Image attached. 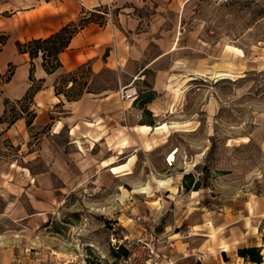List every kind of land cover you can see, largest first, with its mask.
<instances>
[{
  "label": "rangeland",
  "instance_id": "374dc122",
  "mask_svg": "<svg viewBox=\"0 0 264 264\" xmlns=\"http://www.w3.org/2000/svg\"><path fill=\"white\" fill-rule=\"evenodd\" d=\"M6 6L0 0V14ZM163 17L161 38L173 48L144 78L120 86L112 68L85 69L66 91L135 87L151 110L130 114L127 125H151L72 144L71 135L105 131L85 122L71 135L37 127L38 81L4 100L0 121L18 122L0 131V251L14 252L6 264H119L111 238L143 229L180 237L191 226L219 243L230 230L229 255L264 246V0H188ZM160 46L152 42L145 56Z\"/></svg>",
  "mask_w": 264,
  "mask_h": 264
},
{
  "label": "crops",
  "instance_id": "0c3cea01",
  "mask_svg": "<svg viewBox=\"0 0 264 264\" xmlns=\"http://www.w3.org/2000/svg\"><path fill=\"white\" fill-rule=\"evenodd\" d=\"M4 1L7 5L3 8L5 14H0V33L6 36L2 42L0 39V116L5 108L4 100L22 98L27 94L32 82L38 81L41 85L34 93L32 103L36 113L33 123L37 127L49 122L54 133L57 134L66 128L71 135L85 122L96 128L94 132L105 131V134L97 137L90 134H82L81 137L71 135L72 144H75V141L88 140L87 137L96 140L95 142L106 141L110 129L116 126L135 129L141 124L151 125L149 121L135 126L127 125L130 114L142 118L145 110H151L147 106L148 102L140 103L135 87L128 88L129 91L135 90V96L124 99L120 98L117 88H103L96 92L85 90L73 99L67 98L65 92L76 83L77 76L85 69L90 74L97 75L106 68H112L116 71V83L120 86L126 81L144 78V70L173 48L164 47L165 40L161 38L163 31L159 29L160 20L162 21L163 15L169 10H177L188 0ZM106 7H110L112 11L111 23L105 14L103 15L106 22L99 23V16L97 17L95 11H104ZM142 9L150 12L147 21L139 14ZM83 15L88 18V22L71 36L67 46L59 53L60 66L54 71L45 70L40 52L30 58L28 52L18 50L16 41L47 37ZM152 42L161 44L160 50L152 57L145 56ZM9 65H13V71L9 78L2 82L1 76ZM30 69L32 79L29 77ZM68 73L72 77L66 80L67 85H63L66 90H57L56 85L63 83L62 79ZM154 89L155 85L152 90ZM52 107H61L62 110L55 111ZM14 124L18 122L9 126L0 121V131L5 130L8 133L14 128ZM225 233L222 243H219V240L203 237L196 231L192 235L180 237H175L176 233L172 232L169 237L174 246L168 247V238H165L160 250L173 259L174 264H264V246H261L260 262L246 260L236 252L235 255H229L226 244L231 242V232L227 230ZM186 248H189L191 253L182 255ZM12 255L14 252L9 248L1 250L0 264H6Z\"/></svg>",
  "mask_w": 264,
  "mask_h": 264
},
{
  "label": "built area",
  "instance_id": "2783aa9c",
  "mask_svg": "<svg viewBox=\"0 0 264 264\" xmlns=\"http://www.w3.org/2000/svg\"><path fill=\"white\" fill-rule=\"evenodd\" d=\"M106 15L107 20L111 23L112 11L110 7L102 12ZM120 98H133L135 90L122 89L119 93ZM179 233V232H173ZM193 229L188 226L186 230L180 233V236L192 235ZM165 238H168L167 246H174V242L170 239L169 233L157 232L154 229H143L138 235L129 237L111 238L112 250L116 253H121L115 257L119 259V264H174L173 259L166 256L160 250L161 243ZM124 249V253L122 252ZM191 250L186 248L182 255L190 254ZM200 256H198V259Z\"/></svg>",
  "mask_w": 264,
  "mask_h": 264
},
{
  "label": "trees",
  "instance_id": "16d2710c",
  "mask_svg": "<svg viewBox=\"0 0 264 264\" xmlns=\"http://www.w3.org/2000/svg\"><path fill=\"white\" fill-rule=\"evenodd\" d=\"M78 22H70L62 26L56 32L50 34L47 37L31 38L25 41H16V46L19 51L28 52L30 58H33L41 53L42 64L47 72L54 71L57 67L60 66V61L58 58L59 53L67 46L71 36L84 24L88 22V18L80 17L77 20ZM4 40V39H3ZM1 39V42L3 41ZM32 69H30V79H32ZM70 73H68L69 75ZM72 80V79H71ZM31 88V87H30ZM29 88V89H30ZM32 89V88H31ZM31 89L29 90L31 92ZM39 87L32 89V92H35ZM28 95V94H27ZM80 95L78 92L74 96H70L65 92V96L69 99L76 98ZM144 100L142 102H147ZM12 121L8 122L10 125ZM114 252V251H113ZM124 253V249H122ZM115 256L121 254L114 252ZM237 254L240 257H243L246 260L252 262H260L262 260L261 248L259 246H244L237 249Z\"/></svg>",
  "mask_w": 264,
  "mask_h": 264
},
{
  "label": "bare ground",
  "instance_id": "6f19581e",
  "mask_svg": "<svg viewBox=\"0 0 264 264\" xmlns=\"http://www.w3.org/2000/svg\"><path fill=\"white\" fill-rule=\"evenodd\" d=\"M75 142H77V141H75ZM77 145H78V144H77ZM78 146H80V145H78ZM160 182H161V181H160ZM194 232H195V231H193V234H194Z\"/></svg>",
  "mask_w": 264,
  "mask_h": 264
}]
</instances>
